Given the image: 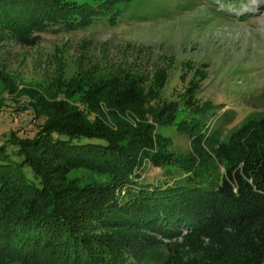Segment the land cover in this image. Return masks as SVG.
<instances>
[{"label":"trees","instance_id":"obj_1","mask_svg":"<svg viewBox=\"0 0 264 264\" xmlns=\"http://www.w3.org/2000/svg\"><path fill=\"white\" fill-rule=\"evenodd\" d=\"M125 1L0 0V35L114 25ZM92 83L82 109L35 92L46 122L0 143V264H264V117L225 138L208 107L176 117L126 76ZM164 127L229 156L177 154ZM149 165L165 173L157 183ZM80 168L105 179L70 181ZM184 232L187 247L158 243Z\"/></svg>","mask_w":264,"mask_h":264},{"label":"rangeland","instance_id":"obj_2","mask_svg":"<svg viewBox=\"0 0 264 264\" xmlns=\"http://www.w3.org/2000/svg\"><path fill=\"white\" fill-rule=\"evenodd\" d=\"M120 8L114 25L100 19L79 30L0 35V143L12 132L32 138L46 122L31 101L35 92L50 90L67 108L82 109L84 92L94 89L82 85L98 78L126 76L176 117L208 107L220 116L213 122L225 138L264 117V0H126ZM160 133L177 154L229 156L213 146L193 151L175 128ZM164 175L150 165L142 172L149 183ZM68 179L82 186L105 177L80 168ZM144 235L155 241L152 232ZM160 240L164 251H177L194 237L184 232Z\"/></svg>","mask_w":264,"mask_h":264}]
</instances>
